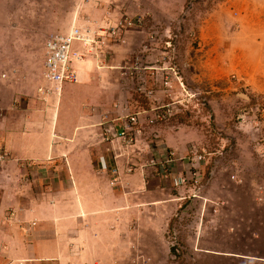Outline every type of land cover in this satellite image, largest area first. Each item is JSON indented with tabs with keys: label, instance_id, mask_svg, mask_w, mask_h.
Instances as JSON below:
<instances>
[{
	"label": "rangeland",
	"instance_id": "rangeland-1",
	"mask_svg": "<svg viewBox=\"0 0 264 264\" xmlns=\"http://www.w3.org/2000/svg\"><path fill=\"white\" fill-rule=\"evenodd\" d=\"M83 6L91 12L73 19L103 42L77 50L114 58L128 114L140 111L135 138L113 141L141 146V137L155 152V129L180 130L189 138L182 157L203 154L195 182L170 185L180 205L165 264H264V0H0L31 25H66L65 12Z\"/></svg>",
	"mask_w": 264,
	"mask_h": 264
},
{
	"label": "crops",
	"instance_id": "crops-1",
	"mask_svg": "<svg viewBox=\"0 0 264 264\" xmlns=\"http://www.w3.org/2000/svg\"><path fill=\"white\" fill-rule=\"evenodd\" d=\"M91 10L31 25L20 8L0 7V264L168 261L165 230L180 202L144 162L154 145L102 136L106 120L132 110L116 60L71 55L75 81L58 86L42 74L45 38ZM155 130L159 149L185 154L188 136Z\"/></svg>",
	"mask_w": 264,
	"mask_h": 264
},
{
	"label": "built area",
	"instance_id": "built-area-1",
	"mask_svg": "<svg viewBox=\"0 0 264 264\" xmlns=\"http://www.w3.org/2000/svg\"><path fill=\"white\" fill-rule=\"evenodd\" d=\"M95 30H90L88 27L82 26H71L66 33H53L45 38L43 41V60H42V74L44 79L58 86L62 82H72L75 81V74L69 64V57L71 55H76V57L81 56V52L74 51L72 44L74 42L78 43L81 48H90L93 43H102L103 40L95 39L92 33ZM112 33V30L108 32ZM78 52V53H77ZM140 111H135L131 114L125 115L124 119L120 123L116 122H105L102 127V136L109 142L114 139L121 140H132L135 138L140 131ZM163 114L156 113L153 118H146L145 123H151L155 120L161 119ZM162 149H157L145 162V164L150 165L159 172V176L169 185H181L188 182L189 179L196 181L194 175L196 174L195 169L198 161L203 159V154L201 152L195 153L194 151L188 152L184 158L182 157L180 161L178 158H174L173 152L169 149L161 147ZM176 161V163H175ZM175 163V165H174ZM173 165V168H172ZM176 170V172L174 171ZM189 172H191L190 177H188ZM188 177V178H187ZM174 243L170 245L172 251H176L173 246Z\"/></svg>",
	"mask_w": 264,
	"mask_h": 264
}]
</instances>
